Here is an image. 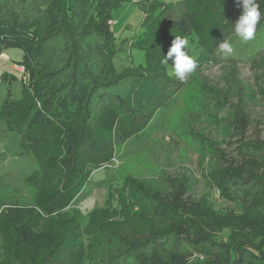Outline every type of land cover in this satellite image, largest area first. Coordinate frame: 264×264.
I'll return each instance as SVG.
<instances>
[{
    "label": "trees",
    "instance_id": "16d2710c",
    "mask_svg": "<svg viewBox=\"0 0 264 264\" xmlns=\"http://www.w3.org/2000/svg\"><path fill=\"white\" fill-rule=\"evenodd\" d=\"M133 2L144 17L132 47L144 63L117 72L107 22ZM178 2L0 0V54L21 49L14 64L29 77L20 99L0 105V121L38 166L26 179L34 204L0 212V264H264V142L245 141L249 117L237 106L224 121L225 134L239 137L238 160L223 159L211 143L202 148L210 184L235 210L215 209L185 174L160 171L153 181L126 178L85 223L69 212L92 173L112 162L115 145L139 134L173 96L163 58L174 36L197 41V68L223 57L248 63L264 101V0L248 41L232 25L241 0ZM221 40L231 53L219 49Z\"/></svg>",
    "mask_w": 264,
    "mask_h": 264
},
{
    "label": "rangeland",
    "instance_id": "374dc122",
    "mask_svg": "<svg viewBox=\"0 0 264 264\" xmlns=\"http://www.w3.org/2000/svg\"><path fill=\"white\" fill-rule=\"evenodd\" d=\"M153 1L140 0V4L149 5ZM178 1L164 0L177 4ZM176 15L174 11L172 19ZM143 17L139 4L133 2L113 12L107 22L116 40L113 63L117 72L126 68L134 71L144 63L143 51L132 47ZM200 50L197 41H189L186 51L195 60ZM22 55L18 48H9L0 54V105L8 96L20 99L23 85L29 82L21 65L16 64L24 69L25 81L13 67L22 60ZM171 65L169 60L165 70L171 81L175 79L171 83L173 96L152 114L139 134L115 145L112 162L92 173L71 204L69 212H77L83 223L91 209L102 207L109 194L121 189L126 178L153 181L160 171L170 177L185 174L194 181L193 192L206 194L215 209L235 210L210 184L205 170L209 167L208 157L202 148L211 143L222 152L223 159L238 160L234 147L239 137L225 134L227 122L224 120L232 106L239 107L249 117L245 141L264 142V101L255 93L256 73L244 61L233 65L223 57L218 64L199 66L187 79L180 80L172 73ZM0 153H4V160L0 162V212L12 206H32L35 189L26 179L38 170L37 163L32 154L22 152L19 136L9 132L3 121H0Z\"/></svg>",
    "mask_w": 264,
    "mask_h": 264
},
{
    "label": "clouds",
    "instance_id": "9594fccd",
    "mask_svg": "<svg viewBox=\"0 0 264 264\" xmlns=\"http://www.w3.org/2000/svg\"><path fill=\"white\" fill-rule=\"evenodd\" d=\"M241 5L242 13L232 25L235 34L242 40L248 41L253 39L255 35L257 23L261 19V12L257 0H241ZM188 45L187 38L179 35L174 36V40L163 58V63L167 65L169 60L172 61L171 71L180 80H184L197 68L196 60L186 51ZM218 47L225 53L232 52V46L227 40H221Z\"/></svg>",
    "mask_w": 264,
    "mask_h": 264
},
{
    "label": "built area",
    "instance_id": "2783aa9c",
    "mask_svg": "<svg viewBox=\"0 0 264 264\" xmlns=\"http://www.w3.org/2000/svg\"><path fill=\"white\" fill-rule=\"evenodd\" d=\"M14 69L19 73L20 77H21V80H24L25 81V77H24V69L22 67H17L16 64H14Z\"/></svg>",
    "mask_w": 264,
    "mask_h": 264
}]
</instances>
